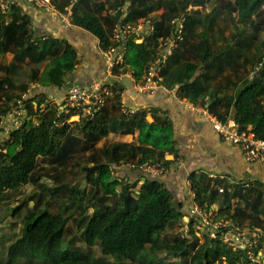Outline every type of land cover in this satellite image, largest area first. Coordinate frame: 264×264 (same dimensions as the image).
Instances as JSON below:
<instances>
[{
    "label": "trees",
    "instance_id": "obj_1",
    "mask_svg": "<svg viewBox=\"0 0 264 264\" xmlns=\"http://www.w3.org/2000/svg\"><path fill=\"white\" fill-rule=\"evenodd\" d=\"M51 3L62 14L70 9L71 23L96 36L102 51L123 49L124 63L117 65L113 74L131 72L137 83L148 76L152 64L161 58L166 41L176 37L173 21L183 19V41L160 63L159 84L175 91L179 99L201 105L221 121L232 117L240 130L250 128L257 138L264 140V67L259 77L248 79L264 61V41L248 57L246 52L252 50L253 42L245 37L250 22L255 30L252 36L256 38L258 27L254 17L264 10V0H235L229 4V9L238 16L240 38L234 46H227L218 54L212 48L214 39L204 34L205 30L197 32L204 24L198 11L187 13L190 0L184 4L176 0H51ZM160 10L158 18L152 17ZM140 20L148 23L143 42L136 41L140 36L137 33L125 41L115 39L117 26H135ZM212 23L208 31L213 30ZM7 55H12L13 62L0 65L3 73L0 74V122L6 121L9 113H15L20 100L26 113L18 128L14 122H5L10 125L8 137L0 135L3 138L0 207L6 206L12 193L24 186L34 185L41 193L35 192L12 211V217L24 216L12 237L0 235V264H165L168 256L172 262L167 264H218L219 260L224 264H251L246 250L225 243L215 246L221 240L208 235L202 244L197 237L187 235L176 237L170 245L159 244L158 239L167 227L174 223L184 226L183 219L189 213L184 215L183 205L160 177L142 169L144 165H160L165 173L180 159L173 123L164 112L151 108L125 115L121 100L125 86L117 80L112 103L110 98L93 117L58 127L56 123L68 116L58 118L56 108L36 114L33 103L40 111L49 96L46 92L30 91V83L41 88L63 87L65 79L79 64V56L70 43L35 37L31 19L17 1L6 10L0 5V58ZM44 61L42 71L32 70L30 81L22 80L25 67ZM226 69L233 70L236 80L226 78L225 84L218 82ZM232 87L238 89L235 96L221 95L223 88ZM148 114L153 122L147 120ZM32 115L36 118L31 119ZM111 133H137V139L130 143L110 142ZM103 140L105 143L97 147ZM90 149L93 151L90 162L84 167L85 179L92 184L89 196L76 185L53 186L43 181L48 178L60 182L61 176L51 173L50 168ZM168 154L174 159L167 160ZM47 159L51 167L45 171L43 164ZM190 181L195 204L210 208L219 202L215 221L225 219L231 224L229 228H249L253 233L259 229L264 237V181L232 183L226 179L213 180L208 175L197 178L195 173ZM47 192L55 197L59 192L67 193L70 203L58 213H51L53 206ZM77 210H80L78 225L83 239L90 247L98 244L104 258L109 257L114 263L80 251L73 239H67L71 214ZM228 230L217 232L218 236ZM165 249L168 255L163 256L160 252Z\"/></svg>",
    "mask_w": 264,
    "mask_h": 264
},
{
    "label": "crops",
    "instance_id": "obj_2",
    "mask_svg": "<svg viewBox=\"0 0 264 264\" xmlns=\"http://www.w3.org/2000/svg\"><path fill=\"white\" fill-rule=\"evenodd\" d=\"M16 1L29 15L35 37L70 43L77 49L79 56V64L66 78L68 81L63 87L41 88L30 83V91L46 92L49 97L61 98L71 86L87 88L94 82L108 85L120 80L125 86V91L121 94L125 115L131 116L140 109L149 111L151 108H156L170 118L174 126V138L180 159L159 179L173 190L176 199L183 205L184 215L195 205L190 181L193 173L197 178L208 175L215 180L214 177L219 176L221 178L216 179H226L232 183L236 180L248 183L254 180L264 181V166L259 162H248L240 147L224 141L205 115L208 111L201 105L181 100L175 91L165 88L159 89L154 94L142 93L139 90L140 85H137L131 72L119 77L111 75L106 67V52L102 51L99 39L71 23L70 9L62 14L51 2L45 7H40L36 2ZM142 21L140 20L138 25L142 24ZM138 35L143 37L144 31H140ZM147 120L153 122L151 114H148ZM108 139L113 142L130 143L136 141L137 133L135 135L111 133ZM166 159L172 160L174 156L168 154ZM129 173L130 169L127 174Z\"/></svg>",
    "mask_w": 264,
    "mask_h": 264
},
{
    "label": "rangeland",
    "instance_id": "obj_3",
    "mask_svg": "<svg viewBox=\"0 0 264 264\" xmlns=\"http://www.w3.org/2000/svg\"><path fill=\"white\" fill-rule=\"evenodd\" d=\"M179 1L180 3L184 4L187 0H176ZM192 1L191 6L188 8L187 13H195L196 11H198L199 16L203 19V26H200L197 29L198 33H201V31H206L208 37H212L214 39L213 43H212V48L213 51L215 53H220L221 51L225 50L228 46V48H231L232 46H234V42L240 38V32H241V26H238L237 24V19L238 16L236 13L232 12L229 9V4L233 3L235 0H190ZM33 2V1H30ZM0 3L2 4V7H5V3L6 0H2L0 1ZM4 5V6H3ZM162 13V10L154 13V15L152 17H156L158 18L159 15ZM183 18V17H182ZM254 21L257 25V36L256 38H253V33L255 32L254 27H252V25L249 22V26L246 29V34L245 37L248 38L250 37V39H252L253 42V47L251 51H245L246 55L248 57L251 56L252 52H254L256 50V46L259 42L264 41V10L257 13V15L254 17ZM145 21V20H144ZM211 21H213V30L212 31H208L207 28L208 25L211 24ZM143 23V21H142ZM184 24V23H183ZM173 25V23H172ZM174 26V25H173ZM240 28V29H239ZM178 43H181L183 40L177 39ZM140 43V42H139ZM178 48V47H177ZM176 48V49H177ZM175 51V49H174ZM173 51V52H174ZM244 52V53H245ZM12 55H7L4 56L2 58V61H0V65L5 66V65H9L12 63ZM45 61L41 62V63H32L31 65L25 67V75L23 77V81L28 82L29 80V74L31 73L32 70H38L41 71L43 69V66L45 65ZM264 61L262 64L258 65L257 68L255 69V73L251 72L248 75V79L251 81L252 79L259 77L260 75V71L262 70V68L264 67ZM1 75H3V73H0ZM121 75H126L124 74V72H122L120 75H117L118 77ZM236 76L234 75L233 70H229L226 69L223 72V77L218 79V82H222V83H226V78H231L233 81L236 80L235 78ZM147 78V77H145ZM146 79H144L142 82L137 83V85H143L145 84ZM218 82H214V85H217ZM241 88L242 83H240L239 85ZM236 87H232V88H223L221 90V95L222 96H228V97H232L235 96L237 94V90L235 89ZM114 94V91H113ZM112 99L113 96L110 99L109 103H112ZM34 106V105H33ZM122 112H126L123 111ZM13 113H9L8 114V119H7V123H11L14 122V118H13ZM36 115H32L31 119H35ZM5 121L2 123L0 122V132L4 131L6 133H0V135L6 136L8 137L7 132L10 129V125L7 124L6 127L4 126ZM68 124V122H67ZM62 127V126H61ZM9 133V132H8ZM2 139L0 138V143H2ZM113 141V140H112ZM111 142V140H110ZM105 143V141L103 140L102 142H100L98 144L97 147H101L103 144ZM92 149L88 150V152H82V153H76L73 155V157L71 159H67V160H62L60 161L58 164H55V167L52 166L53 168H50L51 165L49 164V160L47 159V163L43 164V166H45V171H47V168H50L51 173H53L54 175H60L61 176V180L58 183H55L53 180H49L48 178H45L43 181L45 183H49V185H60V184H69V185H76L79 187L80 190H86L87 194L86 195H90V190H91V182H89L87 179H85V172H84V167L89 165V157L91 156L92 153ZM40 188L35 187L34 185H27L24 186L20 189V191L12 193V196H10L11 200L5 204L6 206L4 207H0L1 208V213H0V235H3L5 237V235L12 237L15 232H18L19 227L21 226V221L22 218L24 216V214H20L18 216L12 217V211L18 207L19 203H24L27 202L29 199V196H31L32 194H34L35 192H40ZM46 196L48 197V199L52 201V209L50 210L51 213H58L59 209L63 206H65V204L67 205V203H70V201H68V194L64 193V192H59L57 193L56 197L55 196H51L50 192L46 193ZM68 201V202H67ZM216 204V205H215ZM214 207H216L217 211H215L216 213H218L219 210V202L215 203ZM32 205V204H30ZM27 207L24 206V210ZM215 213V214H216ZM72 218L68 224L69 226V230L67 232V239L71 240L73 239V244L78 247L80 249V251L82 252H87V253H92V255L97 258V259H102L104 258V256L101 254L100 248L98 246V244H94L93 246H89L85 239H83L82 237V229L79 227L78 225V220L80 219V210L75 211L74 214H71ZM194 220H190V218L186 217L183 219L184 221V226H181L180 224L174 223V225H171L169 227H167V229L161 234V236L159 237L158 241L159 244L161 246H166V245H170L172 243V241L180 236V237H184V235L189 238H194L197 237L200 241V244H202L203 242L206 241V235H208V233L206 232V229L208 226H201L197 219H199L198 217L193 218ZM207 218H204V220H206ZM213 220L214 223H218L220 221H227L225 219H221L219 221H215V215L213 218H211ZM210 219V220H211ZM208 219V223L207 225H209V223L211 224V221ZM76 221V222H75ZM205 223V222H204ZM208 230V229H207ZM244 234H247L245 236H247L248 238H252V237H256V235H252V231L249 228H244L242 230ZM256 231V229H255ZM261 231V230H260ZM249 232V234H248ZM262 232V231H261ZM226 234V233H225ZM225 234H223L222 236H215V238L213 236H210L211 239L216 240V239H220L221 242H216V245H222L223 243L227 244L229 247H233V242H226L225 240ZM263 233H261L262 235ZM262 237V236H261ZM10 240V239H9ZM9 240H6L7 242ZM5 241V242H6ZM264 242V237L260 239L259 243H263ZM161 255H168L166 249L163 250L162 252H160ZM168 260H166L165 264L172 262V257L168 256ZM171 257V258H170ZM107 263H114V261L109 258V257H105L104 258ZM218 264H224L222 262V260L218 261Z\"/></svg>",
    "mask_w": 264,
    "mask_h": 264
},
{
    "label": "built area",
    "instance_id": "obj_4",
    "mask_svg": "<svg viewBox=\"0 0 264 264\" xmlns=\"http://www.w3.org/2000/svg\"><path fill=\"white\" fill-rule=\"evenodd\" d=\"M26 1L36 2L40 7H45V5L51 2L50 0ZM15 2L16 0H6L5 7L2 8L6 10ZM0 5L2 6L1 3ZM183 23V19H176L173 21V27H176V37L172 39L169 38L166 41L165 49L163 50L161 58L152 64L150 72L147 78H145V84L139 86L140 92L154 94L159 91V89L163 88L159 84L160 66L173 54L174 49L177 48V39L182 40V30L184 27ZM147 25V22H143L140 25L137 23L135 26H117L114 35L115 39L117 41H125L129 35L135 33L138 34L140 31H144ZM136 41L142 42L143 37L138 36ZM105 56L107 59L106 67L111 72V75H114L113 69L117 65L124 63L123 49H111L105 53ZM114 85L115 81L108 83V85H105L101 82H94L87 88L71 86L61 98L48 97L45 103H43L41 106L40 111L36 103L33 104V109L34 112L38 114V112L46 113L51 108H56L58 118L68 116L63 122L56 123L58 127H61L64 126V124H67V122L68 124H71L73 122L79 121L81 118L93 117L96 112L102 110L105 107L107 101L113 96ZM25 113V105L23 100H20L18 101V107L16 108L15 113L12 115L14 118V125L17 128L19 127L21 120L25 117ZM205 115L209 118L214 129L224 141L242 149L245 159L248 162H259L264 166V140L257 138L255 133L250 128L247 130H240L239 126L232 117H229L226 121H221L208 112H206ZM142 169L146 173L155 177H161L165 171L160 165H144ZM214 178L216 179L221 177L215 176ZM223 191V189H219L220 193H223ZM215 211H217L216 207L209 208L206 205L205 208H201L199 205L195 204L189 210V213L186 217L190 218L191 221L194 220L193 218L198 217V223L204 227L208 226L205 228L206 232L208 233V236H213L214 238L218 235L217 232L228 228L229 230L226 232V234L224 233L226 242H233V247L236 249L246 250L248 252L249 258L251 259V264H264V242L259 243L260 239L262 238L261 231L256 229V234L252 233V235L258 236V238H248L245 236L247 234H244L238 228H229L231 227L229 221H220L218 223H214L211 218H213L214 215L216 216ZM204 218L207 219L204 220ZM208 219L212 220H210L211 224L209 223V225H207Z\"/></svg>",
    "mask_w": 264,
    "mask_h": 264
},
{
    "label": "water",
    "instance_id": "obj_5",
    "mask_svg": "<svg viewBox=\"0 0 264 264\" xmlns=\"http://www.w3.org/2000/svg\"><path fill=\"white\" fill-rule=\"evenodd\" d=\"M68 81V79H65V82H67Z\"/></svg>",
    "mask_w": 264,
    "mask_h": 264
}]
</instances>
